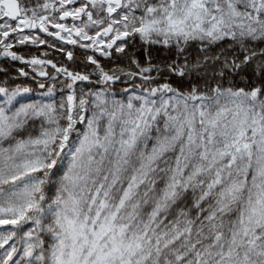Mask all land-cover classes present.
I'll use <instances>...</instances> for the list:
<instances>
[{"label":"snow or ice","instance_id":"1","mask_svg":"<svg viewBox=\"0 0 264 264\" xmlns=\"http://www.w3.org/2000/svg\"><path fill=\"white\" fill-rule=\"evenodd\" d=\"M45 35L94 70L14 50ZM137 38L221 51L168 66L187 87L150 61L105 70ZM0 56L68 90L0 86V264H264V0H0Z\"/></svg>","mask_w":264,"mask_h":264},{"label":"trees","instance_id":"2","mask_svg":"<svg viewBox=\"0 0 264 264\" xmlns=\"http://www.w3.org/2000/svg\"><path fill=\"white\" fill-rule=\"evenodd\" d=\"M42 38L47 39L49 44H54L55 49L44 47V46H33L31 44L18 46L15 51L19 54L25 55L26 58H31L33 56H41V54L47 52V59L53 60L54 63H57L58 66L65 65L69 67V70L80 71L82 73H89L94 70L93 66H88L85 68L83 66V61L86 59L87 55H92L91 50L85 51L79 47L74 49V56L76 59V63L68 61L66 56L62 55L58 50L61 46L65 47V50H73L71 46L62 45V42L55 41L53 38L42 36ZM221 51L220 47L210 48L206 52H202L200 50L199 44H193L188 47V49L177 55L175 49L169 51L159 45H147L142 43L138 38L135 41H130V46L126 49V52L123 54L113 53L110 58L101 57L99 53L96 54L97 59H99L100 63L105 67V70L110 68H121L125 71H135V66L131 64L132 60H136L140 62L142 67L149 66V61L151 62V66L154 68L161 69L160 77L166 78L169 82L173 84V86H178L179 83H183L185 87H187V82L192 79L194 80L197 73L193 72L190 75L186 74L183 78L178 76L177 74L170 73L167 71V68L170 64L176 63L178 66H184L187 64L189 68L193 67L197 61L203 62L205 57H214ZM24 67L25 71L29 72V76L27 78L19 76L18 69ZM0 68L6 70V73H0V82H9L14 81L12 83H3L0 86H8L15 87L16 85L26 86L33 89L32 92L26 94L24 98L21 99V102L28 103L31 101H43V102H53L60 101L63 97L68 95V90L64 88L63 84V76H61L57 81L53 82L50 80H41L40 78H36V82H33L32 76L33 73L30 70L29 66H25L20 62H13L10 58H4L0 56ZM48 71L50 74L54 75V71L49 68ZM202 74V73H201ZM151 75L156 76L157 73L154 71ZM208 75H211V69H208ZM243 75V73L241 74ZM93 80H96V77H92ZM237 80L240 77H236ZM46 83L47 87H54V92L52 96H44L42 93L47 91V87L44 89L39 88V83ZM135 83L139 84L140 81L136 80ZM131 86V81L127 76H121V80L116 82L114 85H111L112 91H120L126 87ZM87 87V83H78L77 91L80 88ZM18 106V105H17ZM14 110V109H13ZM78 127H81L78 125ZM35 131L33 135L39 134V122L34 126Z\"/></svg>","mask_w":264,"mask_h":264},{"label":"rangeland","instance_id":"3","mask_svg":"<svg viewBox=\"0 0 264 264\" xmlns=\"http://www.w3.org/2000/svg\"><path fill=\"white\" fill-rule=\"evenodd\" d=\"M53 74L55 75V72Z\"/></svg>","mask_w":264,"mask_h":264},{"label":"flooded vegetation","instance_id":"4","mask_svg":"<svg viewBox=\"0 0 264 264\" xmlns=\"http://www.w3.org/2000/svg\"><path fill=\"white\" fill-rule=\"evenodd\" d=\"M71 22V21H70Z\"/></svg>","mask_w":264,"mask_h":264}]
</instances>
